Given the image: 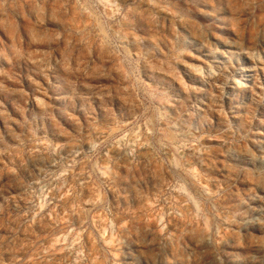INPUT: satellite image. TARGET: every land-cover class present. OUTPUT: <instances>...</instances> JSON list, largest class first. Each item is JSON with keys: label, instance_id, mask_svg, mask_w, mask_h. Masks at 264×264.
<instances>
[{"label": "rangeland", "instance_id": "1", "mask_svg": "<svg viewBox=\"0 0 264 264\" xmlns=\"http://www.w3.org/2000/svg\"><path fill=\"white\" fill-rule=\"evenodd\" d=\"M0 264H264V0H0Z\"/></svg>", "mask_w": 264, "mask_h": 264}]
</instances>
